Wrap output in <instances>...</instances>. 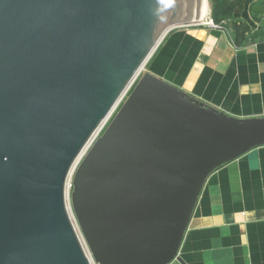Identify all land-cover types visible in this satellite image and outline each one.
<instances>
[{"label":"water","instance_id":"1","mask_svg":"<svg viewBox=\"0 0 264 264\" xmlns=\"http://www.w3.org/2000/svg\"><path fill=\"white\" fill-rule=\"evenodd\" d=\"M205 0H0V264H170L203 188L264 146V117L146 71ZM183 262V261H182Z\"/></svg>","mask_w":264,"mask_h":264},{"label":"crops","instance_id":"2","mask_svg":"<svg viewBox=\"0 0 264 264\" xmlns=\"http://www.w3.org/2000/svg\"><path fill=\"white\" fill-rule=\"evenodd\" d=\"M148 72L231 116L264 117V41L235 43L232 26L171 29ZM170 264H264V146L208 178Z\"/></svg>","mask_w":264,"mask_h":264},{"label":"rangeland","instance_id":"3","mask_svg":"<svg viewBox=\"0 0 264 264\" xmlns=\"http://www.w3.org/2000/svg\"><path fill=\"white\" fill-rule=\"evenodd\" d=\"M254 1H256V0H208L210 8H211V15L210 16L215 20L216 15L214 13V8L216 7V4L217 5L219 4V5H221L222 12H223L220 14L221 17H219L222 21L221 24L223 26H230L231 27V26H233L234 22L238 21V22H244V23L250 24L254 29H259L260 24L258 22H256L255 20H253V18L251 16L250 5ZM148 63L145 66L142 73L140 74V76L138 77L134 86L137 84V82L143 76V74L147 71ZM134 86L130 89V91L128 92L126 97L122 100L121 104L118 106L117 110L114 112V114L112 115V117L110 118L108 123L104 126V128L101 132V135L104 133V131L106 130V128L108 127V125L110 124V122L112 121V119L114 118V116L116 115V113L118 112V110L120 109L122 104L124 103V101L127 99L129 94L133 90ZM81 160L78 161L76 168H74V171H72V174L70 175L69 184H68V191H67V196H66V201H67L68 207L70 209V212L72 214V218H75L73 211H72V206H71V192L73 189L72 182H73L75 170L77 169L78 165L81 163Z\"/></svg>","mask_w":264,"mask_h":264},{"label":"trees","instance_id":"4","mask_svg":"<svg viewBox=\"0 0 264 264\" xmlns=\"http://www.w3.org/2000/svg\"><path fill=\"white\" fill-rule=\"evenodd\" d=\"M220 2V1H219ZM251 16L253 20L260 24L259 29H254L250 24L244 22H234L232 28L235 32V43L238 47H242L247 43L255 41H264V0H256L251 3ZM216 15L215 22L221 24L222 21L219 17L222 12L221 5H217L214 8Z\"/></svg>","mask_w":264,"mask_h":264},{"label":"built area","instance_id":"5","mask_svg":"<svg viewBox=\"0 0 264 264\" xmlns=\"http://www.w3.org/2000/svg\"><path fill=\"white\" fill-rule=\"evenodd\" d=\"M190 24L205 25V26L213 27V28H222V27H223L222 24H217L211 16H210V17L208 18V20H206V21H193V22H191V23H189V24H186V25H190ZM141 73H142V72H141ZM141 73H140V74H141ZM139 76H140V75H139ZM139 76H138V77H139ZM138 77H137V79H138ZM137 79L134 81V83L132 84V86H131V87L129 88V90L126 92V94H125V96L123 97V99L126 97V95L128 94V92L130 91V89L134 86V84L136 83ZM123 99H122V100H123ZM121 102H122V101H121ZM121 102H120V104H121ZM120 104H119V105H120ZM119 105H118V106H119ZM117 108H118V107H116V109L114 110V112L117 110ZM114 112L111 114V116L108 118V120H106V122H105V123H104V124H103V125L97 130V132L92 136V138H91L90 141L88 142L86 148H85L84 151L82 152V155H81V157H80L79 160H81V159L84 158V156L87 154V152L90 150V148H91V147L93 146V144L96 142V140L100 137L101 132H102L104 126L108 123V121L110 120V118L112 117V115L114 114ZM73 220H74V223H75L76 229L78 230V233H79V235H80V237H81V239H82V241H83L84 247H85L87 253L90 255L89 249H88V247H87V245H86V243H85V241H84V238H83V236H82V234H81V231H80V228H79V226H78V223H77V221H76L75 218H73Z\"/></svg>","mask_w":264,"mask_h":264},{"label":"bare ground","instance_id":"6","mask_svg":"<svg viewBox=\"0 0 264 264\" xmlns=\"http://www.w3.org/2000/svg\"><path fill=\"white\" fill-rule=\"evenodd\" d=\"M210 15H211V8H210L208 0H205V10H204L203 19H198V20H194V21H206V20H208Z\"/></svg>","mask_w":264,"mask_h":264}]
</instances>
